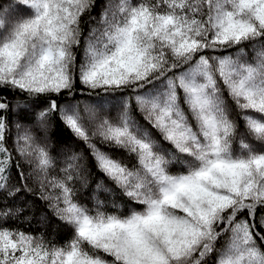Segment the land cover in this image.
I'll list each match as a JSON object with an SVG mask.
<instances>
[{
    "label": "snow or ice",
    "instance_id": "1",
    "mask_svg": "<svg viewBox=\"0 0 264 264\" xmlns=\"http://www.w3.org/2000/svg\"><path fill=\"white\" fill-rule=\"evenodd\" d=\"M95 6L0 0V264H264V0H107L99 19ZM54 115L111 182L89 202L83 155L51 154ZM13 167L71 239L10 226L24 211L6 202Z\"/></svg>",
    "mask_w": 264,
    "mask_h": 264
},
{
    "label": "trees",
    "instance_id": "2",
    "mask_svg": "<svg viewBox=\"0 0 264 264\" xmlns=\"http://www.w3.org/2000/svg\"><path fill=\"white\" fill-rule=\"evenodd\" d=\"M107 0H96V6L90 13L92 17H95L96 19H99L100 13L106 4ZM94 23V21L92 22ZM89 14H85L81 19V29L83 31L84 35H87L89 30ZM77 61L79 62L83 57V50L82 46L80 48L74 49ZM252 53L251 50L248 51L246 58H251ZM77 89L79 90L80 85L77 82L76 85ZM5 95L9 96V99H12V94L9 92H4ZM182 97V92H181ZM87 97L81 96L79 94V91H77V95L74 98L73 102L75 100H86ZM224 99L225 103L229 107V111L233 118L236 117V109L235 104L232 101V99L228 96L227 90L224 91ZM58 100L61 103H64L65 100H67V97H60ZM182 103V101H181ZM187 112V106L182 105ZM133 116L134 118L140 123L144 124V120L142 117V114L135 110L134 102H133ZM257 115V114H253ZM17 118L13 116L12 114H9V122H10V128L11 131L8 133V139H7V145L10 150L13 148V137L16 135V129L14 127V122ZM19 119L21 121H24L25 123H31V117L25 114H21ZM242 124L243 122L240 121ZM35 130V129H33ZM49 137V143H50V151L51 154L55 157H57L58 162L59 159L62 158V155L65 153H68L70 151H76L78 153H81L84 157V162L87 164L89 170H90V183L89 187L87 189H84L80 195V199L84 202H89L87 200V197L89 196V193L94 188L95 183L101 179H104L106 183L110 185V181H107V178L103 176L102 173L98 172L95 167V162L92 159V157L89 155V150L85 146V144L77 140L73 134L65 128L62 123L59 121L58 116L54 115L51 119V126L49 128L48 132ZM98 146L104 150L107 151L113 158L121 159L125 163H128L131 166L132 161L127 156L125 152L119 149L115 148H108L103 144H100L97 141ZM15 160H20L19 157H15L14 155V162ZM21 168L25 171V174L29 172V166L24 163L23 160H20ZM59 166V163H58ZM58 172V169H57ZM57 172H53L52 174L55 175ZM28 188L31 189V191H28L23 188L21 185L20 177L18 175L17 169L15 167L12 168L11 172V179H10V185L11 186H19L21 187V191L16 193L13 197L8 199L6 202L11 205L13 208H22L24 211L19 214L17 218H13L9 223L10 226L13 228H18L24 232L32 233L33 235H43L46 239L51 240L57 244H63L64 242L71 239V230L68 229L66 226L62 225V223L55 217L51 209L48 207V202L45 200H42L40 198V188H39V181L38 179L33 176L30 177L27 181ZM79 187V185H77ZM4 194L0 193V199H3ZM264 215V209H257V216Z\"/></svg>",
    "mask_w": 264,
    "mask_h": 264
}]
</instances>
